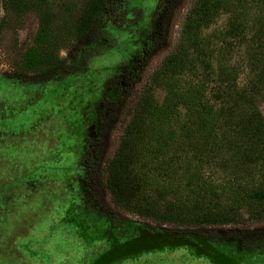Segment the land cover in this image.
I'll use <instances>...</instances> for the list:
<instances>
[{
	"label": "rangeland",
	"instance_id": "rangeland-1",
	"mask_svg": "<svg viewBox=\"0 0 264 264\" xmlns=\"http://www.w3.org/2000/svg\"><path fill=\"white\" fill-rule=\"evenodd\" d=\"M85 1L0 0V264H264V249L245 248L227 236L264 227V218L249 220L247 208L238 210L240 223L201 225L219 236L204 242L216 258L188 243L159 242L192 228L194 215L178 209L171 180L188 182L181 195L201 194L199 208L213 199L196 187L213 169L206 166L196 178L197 156L184 141L177 140L164 160L153 152V142L134 150L136 159L131 153L113 162L122 174L120 190L106 192L103 200L126 220L121 226L90 204L88 170L101 113L117 97L118 69L149 42L157 0H125L121 28L107 21L100 42L83 41L84 54L72 59V21ZM195 1L175 7L149 75L180 40ZM227 18L218 12L201 35L223 29ZM54 57L70 69L48 79L44 70ZM164 92L157 90V100ZM122 126L105 141L106 160L114 158Z\"/></svg>",
	"mask_w": 264,
	"mask_h": 264
},
{
	"label": "trees",
	"instance_id": "trees-1",
	"mask_svg": "<svg viewBox=\"0 0 264 264\" xmlns=\"http://www.w3.org/2000/svg\"><path fill=\"white\" fill-rule=\"evenodd\" d=\"M182 1L157 0L148 44L115 75L118 94L101 113L88 191L90 204L115 227L121 226L126 220L103 200L106 192L120 190L122 174L113 162H124L131 153L136 159L134 150L153 142V152L164 160L177 140L184 141L197 156L192 170L196 178L206 166L214 170L196 185L213 199L199 208L201 194L181 195L188 182L171 180L178 209L194 215L192 228L178 229L159 242L188 243L213 259L218 255L206 243L219 236L204 232L201 225L240 223V208H247L253 222L264 218V0H196L180 40L149 75L154 55L166 43L173 11ZM218 12L227 14L226 26L201 35ZM126 15L125 0H86L72 21L71 58L84 54L83 41L100 42L107 21L121 28ZM69 69L54 57L44 73L51 79ZM159 88L165 91L161 100L156 98ZM122 117L127 118L123 123ZM118 124H123L120 142L114 160H106L105 141ZM227 236L245 248L264 249V227L234 229Z\"/></svg>",
	"mask_w": 264,
	"mask_h": 264
}]
</instances>
